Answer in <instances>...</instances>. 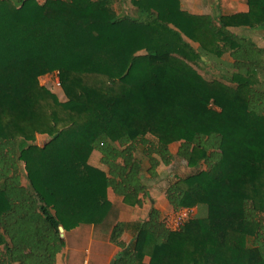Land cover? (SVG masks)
<instances>
[{
  "label": "trees",
  "instance_id": "trees-1",
  "mask_svg": "<svg viewBox=\"0 0 264 264\" xmlns=\"http://www.w3.org/2000/svg\"><path fill=\"white\" fill-rule=\"evenodd\" d=\"M115 2L0 0V264H60L58 227L102 224L108 190L151 205L112 227L114 264H264V47L243 32H264V0L217 16ZM55 71L63 102L40 84ZM172 143L193 172L166 187L169 212L196 209L177 231L144 182Z\"/></svg>",
  "mask_w": 264,
  "mask_h": 264
},
{
  "label": "rangeland",
  "instance_id": "rangeland-1",
  "mask_svg": "<svg viewBox=\"0 0 264 264\" xmlns=\"http://www.w3.org/2000/svg\"><path fill=\"white\" fill-rule=\"evenodd\" d=\"M39 3L43 0H37ZM198 3H203V6L200 7L198 5V8H200V11H203V13L211 14L212 16H217L218 14H225L228 8L224 6L225 0H197ZM113 8H115L118 12H120L122 15H128L131 17H137L138 13L132 8L129 0H116V2L113 5ZM197 9V6L195 7ZM245 36L251 38L254 40V42L264 47V33L263 32H256L255 30H244L243 31ZM242 33V32H239ZM223 58H226L224 56ZM200 73L210 79L211 77H216L218 71L217 67H215V62L209 61L207 59H202L200 61ZM51 75V74H50ZM50 75H44L40 77V84L48 88L53 94L56 95L59 101L63 102L65 101V97L62 93V90L54 88L53 87V80L50 78ZM40 143L42 142L39 140ZM178 143H172L169 145V149L174 156V160L169 166H159L157 169V177L155 179H148V176L145 175V183L147 184L149 192H151L150 196L153 198L154 202L156 203L155 206H157L160 209H163V207H167L164 199H163V190L174 181L176 178L185 177L188 174L192 173L193 170L189 168L186 165V162L176 157V152L178 149ZM99 156L96 153H93L89 159V163L93 166L99 167L104 169L99 164ZM110 201H111V207L112 211L109 215L108 222L101 227V236L100 240H98L97 244L89 245L85 240H80V237L82 236H90L91 234H95L96 228H87V227H80L77 230L73 229V231L64 232L63 237L64 240L68 243L70 247H67V250L62 253V255L59 257L58 262L60 264H71V262L76 263H82V264H107L108 259L107 257L110 256V253L112 251V247L108 245L107 241V234L113 226L115 222H124V223H130L134 222L135 220L138 221L141 218L145 217V211L147 208H144V210H139L138 208H130L125 207L122 205V203L119 201L118 198H115V196L110 195ZM147 203L150 205L149 200ZM193 210L196 213V210L193 208ZM169 213V210L162 211V214L165 216ZM194 213V214H195ZM130 221V222H128ZM125 234H128L130 237V233L127 231ZM87 240V238H85ZM88 241V240H87ZM127 241V239H126ZM79 242V243H77ZM85 242V243H84ZM67 245V246H68ZM110 249V251L106 254L105 259L102 260L101 253H104L106 249ZM71 252H74V254H71ZM77 253V254H76ZM99 255L94 257V255ZM72 257V258H71ZM96 258V260H95ZM107 259V260H106ZM80 260V261H79Z\"/></svg>",
  "mask_w": 264,
  "mask_h": 264
},
{
  "label": "crops",
  "instance_id": "crops-1",
  "mask_svg": "<svg viewBox=\"0 0 264 264\" xmlns=\"http://www.w3.org/2000/svg\"><path fill=\"white\" fill-rule=\"evenodd\" d=\"M41 1V0H40ZM43 1H45V0H43ZM43 1H41L40 3H42ZM179 2H180V6H181V8L183 9V10H185V11H187V12H189V13H191V14H207V15H211V14H208V13H203V11H200L201 9L200 8H198V5L200 6V7H202L203 6V3H198V1L197 0H179ZM197 6V9H195V7ZM224 6H226V8H228V10L226 11L227 13H225L224 15H227V14H234V13H238V12H245V11H247V5H246V3H245V0H225V3H224ZM219 15V14H218ZM235 31H237V32H242V30H235ZM256 32H263V31H260V30H255ZM264 33V32H263ZM194 47H197V45L196 44H194L193 45ZM259 46V45H258ZM260 47H263V46H260ZM225 60H227V57L225 58ZM39 140H41L42 142L40 143V141ZM46 140H47V137L45 136V135H37L36 136V140H35V143L37 144V145H43V143L44 142H46ZM170 148V147H169ZM170 150V149H169ZM171 152V151H170ZM166 189V188H165ZM165 189L163 190V199H164V201H165V203H166V205H167V207H163V209H160V208H158L157 206H155L156 205V203L154 202V200H153V198L151 197V199L153 200V207H155L156 209H158L161 213H162V211H167V210H169V206H168V203H167V201H166V199H165V196H164V191H165ZM148 192H149V190H148ZM151 194V192H149V195ZM110 195H113L114 196V194L112 193V191L111 190H108L107 191V197H108V200L110 201ZM115 198H118V197H116L115 196ZM119 199V201L121 202V199L120 198H118ZM111 202V201H110ZM150 206L151 205H149L147 202L143 205V207L141 208V209H139V210H144V208H147L146 209V211H145V217L144 218H141L140 220H144L145 218H146V215H147V213H148V210H149V208H150ZM196 210V209H195ZM111 211H112V207L110 208V210H109V213H108V215L106 216V218H105V220H104V222L102 223V224H97V225H80L78 228H80V227H87V228H96L95 229V234H91L90 236H87L86 235V237L85 236H82V237H80V240H85L89 245L91 244V245H95V244H97V242H98V240H100V236H101V227H103L107 222H108V220H109V215H110V213H111ZM136 221V220H135ZM139 221V220H138ZM128 222H130V221H128ZM117 222H115L114 224H113V226L116 224ZM113 226H111V228H110V230H109V232H108V234H107V243H108V245L109 246H111L112 247V251H111V253H110V256H108L107 257V259H108V263L107 264H109V262L114 258L115 259V256L117 255V253L119 252V249L117 248V247H115V246H113L112 244H110L109 243V235H110V231H111V229H112V227ZM78 228H75V230H77ZM93 229H92V231H93ZM73 231V230H72ZM85 238H87V240L85 239ZM63 239H64V237H63ZM126 239H127V241H126ZM132 238L128 235V234H123L122 236H121V240L123 241V242H125L126 244L128 243V242H130V240H131ZM64 242H65V245H64V250H63V252H65V250H67V247H70L69 245H68V243L66 242V240H64ZM77 243H79V242H77ZM85 243V242H84ZM68 245V246H67ZM110 251V249L108 248V249H106V251L104 252V253H101V256H102V260L103 259H105V257H106V254L108 253ZM62 252V253H63ZM71 254H74V252H71ZM77 254V253H76ZM62 255V254H61ZM96 256H98L99 257V255H94V257H96ZM72 258V257H71ZM106 259V260H107ZM95 260H96V258H95ZM80 261V260H79ZM71 264H82V263H78V261L76 262V263H73V262H71ZM102 264V263H101Z\"/></svg>",
  "mask_w": 264,
  "mask_h": 264
},
{
  "label": "built area",
  "instance_id": "built-area-1",
  "mask_svg": "<svg viewBox=\"0 0 264 264\" xmlns=\"http://www.w3.org/2000/svg\"><path fill=\"white\" fill-rule=\"evenodd\" d=\"M50 78L53 80V87L60 89V83L58 80V72L55 71L50 75ZM195 211L193 208H181L174 212H169L165 215V223L168 229L172 231L179 230L184 223L191 217H193Z\"/></svg>",
  "mask_w": 264,
  "mask_h": 264
},
{
  "label": "water",
  "instance_id": "water-1",
  "mask_svg": "<svg viewBox=\"0 0 264 264\" xmlns=\"http://www.w3.org/2000/svg\"><path fill=\"white\" fill-rule=\"evenodd\" d=\"M58 231H59L60 237L63 238L64 229H63L61 226H59V227H58ZM114 263H115V259L113 258V259L109 262V264H114Z\"/></svg>",
  "mask_w": 264,
  "mask_h": 264
}]
</instances>
